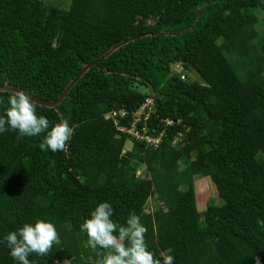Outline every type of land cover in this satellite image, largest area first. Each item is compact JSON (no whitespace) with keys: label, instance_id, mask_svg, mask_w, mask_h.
I'll list each match as a JSON object with an SVG mask.
<instances>
[{"label":"trees","instance_id":"trees-1","mask_svg":"<svg viewBox=\"0 0 264 264\" xmlns=\"http://www.w3.org/2000/svg\"><path fill=\"white\" fill-rule=\"evenodd\" d=\"M262 18L264 0H70L67 9L0 0V84L41 99H55L83 64L134 37L90 68L59 111L36 104L50 127L69 121L65 150L42 151L46 133H0V264H17L4 237L37 219L55 225L60 243L31 254L33 264H97L105 250L85 247L81 224L101 202L121 225L135 212L161 262L172 248L174 264H264ZM178 62L198 79H182L171 69ZM11 94L0 91V115ZM147 98L152 108L134 129L157 145L117 128L130 127ZM119 109L117 124L105 117ZM196 177L210 178L219 202L198 209Z\"/></svg>","mask_w":264,"mask_h":264},{"label":"clouds","instance_id":"clouds-1","mask_svg":"<svg viewBox=\"0 0 264 264\" xmlns=\"http://www.w3.org/2000/svg\"><path fill=\"white\" fill-rule=\"evenodd\" d=\"M225 16L230 15L225 10ZM11 129L18 138L44 135L39 147L42 151H63L71 140L74 129L67 119H61L50 127L49 120L38 115L35 102L23 91H16L8 97L4 115H0V133ZM114 209L108 202L99 203L90 213V218L81 224V231L87 234L85 247L98 253L101 259L97 264H174L173 249L160 253L161 259L148 249L145 236L147 228L135 212H130L126 226L113 221ZM257 225L264 229V220L257 219ZM118 233V234H117ZM11 257L17 264H33L28 259L31 254L46 256L54 244H59V234L55 225L42 219L35 223H24L22 227L9 232L4 237ZM256 264H260L256 258Z\"/></svg>","mask_w":264,"mask_h":264},{"label":"rangeland","instance_id":"rangeland-1","mask_svg":"<svg viewBox=\"0 0 264 264\" xmlns=\"http://www.w3.org/2000/svg\"><path fill=\"white\" fill-rule=\"evenodd\" d=\"M43 2L47 4H54L59 6L60 8L67 9L70 3V0H42ZM264 18H262V21ZM185 76L186 78L189 79H198V75L195 73L194 70L190 69L189 71H185ZM131 146L130 141H127L125 143V148L128 149ZM138 175L137 178H141L142 181L145 182L147 185V188L145 193H144V201L146 202L147 209H151L153 206V199L150 196V174L149 171L145 169L144 166H141L138 171L136 172ZM133 182V183H132ZM132 184H136L132 180ZM194 187H195V193H196V201H197V207L199 210H204L208 203H216L219 202L221 197H220V192L216 189L212 181L210 180L209 177H196L194 180Z\"/></svg>","mask_w":264,"mask_h":264},{"label":"water","instance_id":"water-1","mask_svg":"<svg viewBox=\"0 0 264 264\" xmlns=\"http://www.w3.org/2000/svg\"><path fill=\"white\" fill-rule=\"evenodd\" d=\"M162 33H166V32H162ZM132 39H134V37H129L128 39H125V40H122V41L116 43L115 45H113L112 47H110L105 53H103L102 55H100L99 57H97L95 60H93V61H91L89 63L83 64V66L80 69V71L66 84V86L64 87V89L60 92V94L55 99L45 100V99L38 98V97L32 95L31 93L25 91L24 89H22V88H20L18 86L11 85L8 82H5L3 84H0V91H9V92H13V93H15L16 91H23V92H25L35 102V104L43 105V106L49 107V108H55L56 111H59V109L57 107L58 104L61 103V101L67 95V93L69 92V90L77 83V81L90 68H92V67H99V65L97 64V62L100 59H103V58L109 56L113 51H115L120 46L126 44L127 42H129ZM171 69H172V66H171Z\"/></svg>","mask_w":264,"mask_h":264},{"label":"built area","instance_id":"built-area-1","mask_svg":"<svg viewBox=\"0 0 264 264\" xmlns=\"http://www.w3.org/2000/svg\"><path fill=\"white\" fill-rule=\"evenodd\" d=\"M172 69L180 73V77L182 79H185V70L183 69V66L180 62L175 63L172 65ZM153 105V99L152 98H147L145 102L139 107V109L134 112L133 116V121L131 123L130 127H124L120 124L117 125V128L119 131H124L127 133H130L133 135L135 138L141 140L144 139L146 142L151 143L153 145H157L160 142L159 137H152L151 135H148L147 133L144 132H139L138 130L134 129V125L136 121H139L140 119H145L149 115V111L151 110ZM125 114L124 110L119 109V110H111L107 113H105L106 118H111L114 123H118V116L121 117ZM170 120H167V123H170ZM144 129V127H142Z\"/></svg>","mask_w":264,"mask_h":264}]
</instances>
